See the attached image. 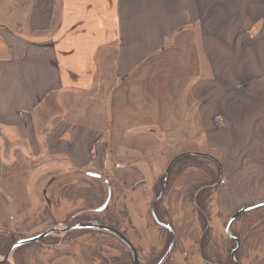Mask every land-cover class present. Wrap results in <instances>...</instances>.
Returning a JSON list of instances; mask_svg holds the SVG:
<instances>
[{
  "label": "crops",
  "instance_id": "crops-1",
  "mask_svg": "<svg viewBox=\"0 0 264 264\" xmlns=\"http://www.w3.org/2000/svg\"><path fill=\"white\" fill-rule=\"evenodd\" d=\"M183 154L224 216L264 201V0H0V176L42 155L143 213Z\"/></svg>",
  "mask_w": 264,
  "mask_h": 264
},
{
  "label": "rangeland",
  "instance_id": "rangeland-1",
  "mask_svg": "<svg viewBox=\"0 0 264 264\" xmlns=\"http://www.w3.org/2000/svg\"><path fill=\"white\" fill-rule=\"evenodd\" d=\"M9 162L0 176V260L18 241L78 223L116 226L134 246L139 264H155L167 250L170 234L153 221L150 207L138 213L129 206L133 198L115 182V176L95 178L86 172H62L56 160L49 161L42 155L34 160L12 158ZM197 166H187L181 174H177L179 165L172 166L154 210L174 236L173 249L164 264H232L229 253L234 243L224 236V209L217 207L213 198L221 187L214 180L218 178L217 168L203 159ZM207 175L214 179L210 182ZM195 182L208 190L203 220L188 198L190 187L198 188ZM160 187L161 181L155 196ZM108 189V206L97 212ZM197 191L201 200L204 190ZM228 233L240 237L236 254L240 264H264V207L244 212ZM4 264H133V260L127 246L114 235L75 229L24 244L13 250Z\"/></svg>",
  "mask_w": 264,
  "mask_h": 264
},
{
  "label": "water",
  "instance_id": "water-1",
  "mask_svg": "<svg viewBox=\"0 0 264 264\" xmlns=\"http://www.w3.org/2000/svg\"><path fill=\"white\" fill-rule=\"evenodd\" d=\"M173 165V162L170 163L168 165V167L166 168L165 172H164V175H163V178H162V184H161V188H160V192L158 194V196L156 197V199L154 200L152 206H151V214H152V217L153 219L157 222L156 218H155V214H154V208L155 206L158 204V202L160 201V199L162 198L163 196V193L165 191V187H166V182H167V178H168V175H169V172H170V169ZM92 177H96V178H99L98 175H95V174H90ZM110 197H111V192L110 190L108 189V192H107V198L105 200V202L103 203V205L97 209V212H101L103 211L107 205H108V202L110 200ZM261 206H264V202L262 203H258V204H254L248 208H245L243 210H240L238 213H236L235 215H233L227 222L226 224V231L228 230V227H229V224L234 220L236 219L239 215H241L242 213L246 212V211H249V210H252V209H255L257 207H261ZM163 228H165L168 233L170 234V244L165 252V254L163 255V257L158 261L157 264H163L164 261L166 260V258L168 257L172 247H173V244H174V236H173V233H172V229L170 228L169 225H161ZM75 229H92V230H100V231H104V232H108L112 235H114L115 237H117L120 242H122L125 246H127V248L129 249V251L131 252V255H132V260H133V264H138V257H137V254H136V251L134 249V247L132 246L131 242L121 233L119 232L118 230L112 228V227H108V226H104V225H101L99 223H88V224H81V223H78V224H74L73 226L71 227H68V228H63L62 230L58 229V228H52L50 230H48L47 232L41 234L40 236H37V237H33V238H28V239H24V240H21V241H18L16 242L15 244H13L9 251L7 252V254L4 256V258L2 260H0V264H4L5 262L8 261V256L10 255V253L17 249L18 247H21L22 245L24 244H27V243H32V242H38L54 233H57L59 231H62L63 233H67V232H70V231H73ZM236 243H237V247L236 249L238 248L239 246V243L238 241L235 239ZM236 250H234L232 253H231V258L232 260H234V253H235Z\"/></svg>",
  "mask_w": 264,
  "mask_h": 264
},
{
  "label": "trees",
  "instance_id": "trees-1",
  "mask_svg": "<svg viewBox=\"0 0 264 264\" xmlns=\"http://www.w3.org/2000/svg\"><path fill=\"white\" fill-rule=\"evenodd\" d=\"M206 160L210 163H213L215 161L207 158V157H202V156H198V155H191V154H183L181 155L179 158H177V160L173 163V167H175V165H179V169H178V173L177 174H181L182 171H184L185 167L190 166V165H194L196 167H198L197 165L199 164L200 160ZM216 166H217V173H218V178L216 176V178L214 179V176L212 178L211 175H207L208 176V180L211 182L212 179H214L215 181L217 180L218 183L219 182V164L216 161ZM172 169V168H171ZM171 173V170H170ZM169 173V175H170ZM169 177V176H168ZM193 185H198V188H191V191L188 193V198H190L192 200V202H194L196 200V212H197V217L200 218L201 220H203V212L205 211V209L207 208V199H208V190H206V187L200 186L199 182H195L193 183ZM197 189L199 190H204V194L202 193V199L200 200V195H199V191H197ZM195 193V194H194ZM156 210V208H155ZM123 215V214H122ZM101 224V223H99ZM104 225V224H101ZM104 226H108V225H104ZM109 227V226H108ZM111 227V226H110ZM116 226H114L113 228H115ZM117 228V227H116ZM115 228V229H116ZM118 230V229H116Z\"/></svg>",
  "mask_w": 264,
  "mask_h": 264
},
{
  "label": "flooded vegetation",
  "instance_id": "flooded-vegetation-1",
  "mask_svg": "<svg viewBox=\"0 0 264 264\" xmlns=\"http://www.w3.org/2000/svg\"><path fill=\"white\" fill-rule=\"evenodd\" d=\"M196 200L193 202V205H195V207H197L196 206ZM207 209V208H206ZM206 209H205V211H206ZM204 211V212H205ZM237 211H239V210H235L233 213H231V214H229L228 216H225V217H223L224 218V220H225V223H224V236H225V238L226 239H228V240H230L231 242H233L234 243V246L232 247V249L230 250V253H229V258H230V261H231V263L232 264H240L238 261H237V258H236V254L238 253V251H239V249H240V247H241V240H240V237L239 236H237V235H230L228 232L230 231V226L243 214H241V215H239L236 219H234L230 224H229V227H228V230L226 231V229H225V227H226V224H227V222H228V220L230 219V217H232L233 215H235L236 213H238ZM204 212H203V216H205V214H204ZM161 222V221H160ZM162 223V222H161ZM235 239L238 241V243H239V246H238V248L236 249V247H237V243H236V241H235ZM174 245V244H173ZM172 249H173V247H172ZM172 249H171V251H172ZM234 250H236L235 251V253H234V260H232V258H231V253L234 251ZM136 251V250H135ZM171 251H170V253H171ZM166 252V251H165ZM170 253H169V255H170ZM136 254H137V252H136ZM165 254V253H164ZM163 254V255H164ZM163 255L158 259V261L163 257ZM168 255V256H169ZM137 257H138V254H137ZM168 258V257H167ZM166 258V259H167ZM158 261L155 263V264H157L158 263ZM166 261V260H165ZM164 261V262H165ZM138 264H139V258H138ZM164 264V263H163Z\"/></svg>",
  "mask_w": 264,
  "mask_h": 264
}]
</instances>
